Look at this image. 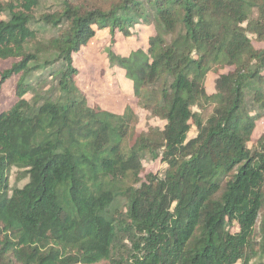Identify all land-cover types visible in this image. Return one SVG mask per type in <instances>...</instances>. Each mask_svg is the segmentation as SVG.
Returning a JSON list of instances; mask_svg holds the SVG:
<instances>
[{
  "label": "trees",
  "instance_id": "obj_1",
  "mask_svg": "<svg viewBox=\"0 0 264 264\" xmlns=\"http://www.w3.org/2000/svg\"><path fill=\"white\" fill-rule=\"evenodd\" d=\"M49 2L0 0V264H264V0ZM97 31L162 127L90 104Z\"/></svg>",
  "mask_w": 264,
  "mask_h": 264
},
{
  "label": "rangeland",
  "instance_id": "obj_2",
  "mask_svg": "<svg viewBox=\"0 0 264 264\" xmlns=\"http://www.w3.org/2000/svg\"><path fill=\"white\" fill-rule=\"evenodd\" d=\"M140 29L139 27L137 34L129 38H124L117 34L115 36V43L113 44V51L128 56L137 48H144L147 43V34L149 30L143 29L140 31ZM109 44V34L106 31H97L94 39L82 48L76 60L79 68H81L79 82L86 92L90 104L94 103L103 109L117 113L124 112L126 107L130 106L138 118V132L147 131L150 126L162 127L163 122L161 120L150 117L146 111L135 105V99L131 91L132 84L130 81L123 79V72L117 68L109 67L104 50V47L109 46ZM9 63L10 61H0V69L6 67ZM15 82L16 77H13L2 85L0 91V110L4 109L14 100ZM211 86V83L208 81V91L212 90ZM263 129L264 119H261L257 125L253 141H255V138ZM159 168H161V164L157 161L145 163L146 172L156 171ZM14 175L15 172L12 170L8 179L10 187L14 185L21 186L25 183V180L15 181Z\"/></svg>",
  "mask_w": 264,
  "mask_h": 264
}]
</instances>
